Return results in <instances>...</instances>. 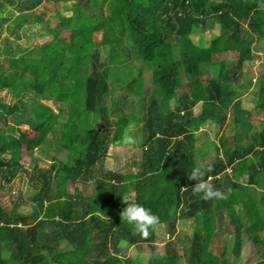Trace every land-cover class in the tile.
Returning a JSON list of instances; mask_svg holds the SVG:
<instances>
[{"label": "trees", "instance_id": "trees-1", "mask_svg": "<svg viewBox=\"0 0 264 264\" xmlns=\"http://www.w3.org/2000/svg\"><path fill=\"white\" fill-rule=\"evenodd\" d=\"M44 1L68 13L0 0V189L21 172L32 189L10 208L0 201V264H264V71L248 106L238 83L264 41V0ZM227 51L238 59L215 57ZM225 121L220 153L199 163L213 143L196 145L200 126ZM125 133L136 138V172L105 163L110 147H127ZM197 164L213 165L226 200L193 193ZM124 198L159 216L147 239L120 219ZM179 219L190 220L180 252ZM139 244L151 250L121 255Z\"/></svg>", "mask_w": 264, "mask_h": 264}, {"label": "rangeland", "instance_id": "rangeland-1", "mask_svg": "<svg viewBox=\"0 0 264 264\" xmlns=\"http://www.w3.org/2000/svg\"><path fill=\"white\" fill-rule=\"evenodd\" d=\"M64 4L61 1H54V2H50V1H44L42 0V5L45 7V9L48 11V13L53 12L54 10L59 11L62 14H67L68 12L63 10L61 8V5ZM9 9V8H6ZM54 9V10H53ZM4 12L0 13L1 16L5 15ZM16 12L13 11V9H10L9 11V15H15ZM38 27L34 26L33 30L35 32H37ZM202 33V37L204 38V40H207L208 38V29H205L203 31H201ZM21 34V32H20ZM93 38L99 40L100 39V33L99 32H95L93 34ZM19 42H21L22 44L26 45V46H30L31 45V36H25L22 35V37L20 38ZM252 51L254 53L255 58H253L252 60H245L242 62L241 68H240V79L239 82L240 83V87L242 88L241 91V103L243 102V104L246 106H248V101L246 102V98L247 96H252L255 95L257 93V77H259V75L262 74V72L264 71V41H256L255 43H253L252 45ZM215 57H217L218 59H228V60H237L238 59V53L236 51H227V52H222L218 55H216ZM208 70L205 69V73ZM4 73H0V79L4 78ZM150 72L145 71L144 74V85L150 87L151 85V78H150ZM0 94H5V90L4 91H0ZM46 105L48 107L49 112L51 113V111L54 113V109L53 106L47 101ZM229 114V113H228ZM227 114V117H228ZM228 123L227 121H225V123L223 124H212L210 122H205L204 124H202L200 126L199 131L197 132V142L196 145L197 146H202V144H204L205 142H213L210 144V149L207 151V153H205L202 156H199V160L198 162L201 163L203 162H208L210 161L212 158L215 157L216 154L220 153L219 152V148L217 147L219 138L222 136H229L230 131L228 130ZM3 129V127L0 124V131ZM1 133H0V139H1ZM109 153L111 154V156H107V158L105 159V163L106 166L114 169V170H119L123 173L126 172H136L137 167H138V158H139V152L138 149L136 148H130V146L127 147H110V151ZM220 155V154H219ZM26 162L24 163L25 165H27V159L25 160ZM37 163L39 165H43V163L40 161V159H38ZM25 168V167H24ZM28 169L31 170V167L27 166ZM229 171V169H227ZM25 178V175L21 172L19 174V176L12 181V183L10 184V188L7 189L5 188L4 190L0 189V201L2 202V204L7 207L10 208L11 207V200L12 199H17L19 196H21L22 198L27 199V196L32 192V189L29 188V186L26 183V181H23ZM79 187V186H78ZM70 188V187H69ZM71 189V188H70ZM20 200V199H17ZM29 204H23L19 207V211L20 212H27L28 210H30L31 207V203L28 202ZM189 220V219H188ZM187 219H179L177 221L178 224V228L175 231L176 236H180L183 237V240L180 241H176V247H178V251H182L184 248L187 247V240L190 237L189 231L186 228H181L179 225L180 224H186L189 223ZM190 221V220H189ZM160 235L162 234V231L159 232ZM173 237H166L165 239H158L155 242V251H157L158 253H162V249L164 244L168 241L173 239ZM213 242L215 243V245H223V241L221 240V235L218 233L217 237L213 238ZM229 246V245H227ZM60 247L63 249L68 248V245L64 242H62L60 244ZM151 248H149L148 246L144 245V244H139L137 246H129V247H124L122 248V253L121 255L123 256H128V255H135L138 252H148L150 251ZM228 250V248H226V251ZM214 253L218 252L216 251V249H214ZM229 256V255H228ZM239 261H237L238 263Z\"/></svg>", "mask_w": 264, "mask_h": 264}, {"label": "clouds", "instance_id": "clouds-1", "mask_svg": "<svg viewBox=\"0 0 264 264\" xmlns=\"http://www.w3.org/2000/svg\"><path fill=\"white\" fill-rule=\"evenodd\" d=\"M120 143L126 146L135 145L136 138L129 133H125L122 135ZM212 171V164H197L193 166L188 175L190 180L195 181L192 186L193 193L200 194L203 200H226L228 195L221 192L211 183L212 178L208 176V174ZM122 202L126 207L120 212V219L132 226L136 234L141 238L147 239L151 234L150 229H155L160 223L159 216L142 204L136 202L134 198H124Z\"/></svg>", "mask_w": 264, "mask_h": 264}]
</instances>
